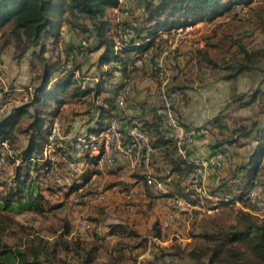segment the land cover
<instances>
[{
    "label": "trees",
    "instance_id": "trees-1",
    "mask_svg": "<svg viewBox=\"0 0 264 264\" xmlns=\"http://www.w3.org/2000/svg\"><path fill=\"white\" fill-rule=\"evenodd\" d=\"M253 1L135 0L136 3L131 7H123L121 0H0V60L4 50L13 45L15 60H21L32 50L42 65L40 82L22 85L28 91L32 87L29 100L13 106L0 119V210L31 206L42 211L41 202L45 196L39 178L51 172L55 162L51 158L36 160L43 157L46 146L50 144L54 120L61 117L73 103L80 101L88 108L98 110L100 119L95 129L89 131L102 130L108 124L105 119L114 116L117 96L127 85L115 83L112 77L116 72H121L128 78L131 70L143 69L136 65L133 54L136 57L158 44L161 41V38L156 40L159 32L189 22L213 21L239 4L250 5V15L244 21L252 23L255 17L259 23L258 28L264 31V4L253 6ZM112 8L119 9L118 20L115 13L111 12ZM137 10L142 14L137 15ZM234 18L238 21L243 19L239 15ZM129 27L134 28V36H128L126 30ZM70 33L75 35L72 40L77 42L65 43V55L60 58L62 53L56 51V47L62 41L63 34ZM48 42L53 45L51 51L57 52L56 58L46 56ZM235 45L237 48L225 59V65L211 58L207 49L199 50L202 55L200 61L204 60L213 68L226 69L223 78L233 81L231 99L245 106L254 102L260 91L254 93L251 101H245L244 94L237 93L235 80L252 68L264 71L260 67L264 65V47L249 49L241 37L233 39L229 50ZM99 50L100 57L95 65L96 80L88 81L90 72L84 69L81 58ZM153 61L156 63V58ZM105 64L108 65L106 68ZM185 87L186 83L177 85V88ZM218 121L216 118L211 122ZM143 126L150 133L153 126L159 125L153 121ZM21 135L27 136L23 147L18 144ZM240 136L250 137L254 142L247 159L232 173L223 176L215 189L207 188L208 193L227 192L237 199L243 198L255 181L264 184V121L256 120L252 125L239 128L236 137L228 138L227 142L233 143ZM3 142H7L9 147H3ZM152 143L155 147L170 146L165 152L173 166L172 170L177 174L179 188L183 178L193 169V163L182 158L169 139L158 137ZM85 156L89 163L97 161L95 157ZM6 165L14 166L9 177L3 176ZM239 171L245 173L244 179L236 186L229 184V181L235 180ZM72 188H76V184ZM184 188H179L176 195H184ZM225 207L222 211L224 215L219 213V219H206V214L198 211L191 215V220H188L190 216L183 218V221L192 224L191 237H199L209 243L190 251L189 256L194 259L192 264H264V219L229 203ZM155 227V236L160 237L159 222ZM118 233L137 235L134 230H128L123 225L112 224L110 234ZM142 245L140 242L131 246L127 244L126 247L135 249ZM240 245H246L247 249L242 251ZM98 248L94 246L88 251L87 264L94 261V251H98ZM41 252L38 246L32 247L29 252L7 249L0 231V264H51L40 257ZM163 254L167 253H153V258L143 261V264H162Z\"/></svg>",
    "mask_w": 264,
    "mask_h": 264
},
{
    "label": "rangeland",
    "instance_id": "rangeland-1",
    "mask_svg": "<svg viewBox=\"0 0 264 264\" xmlns=\"http://www.w3.org/2000/svg\"><path fill=\"white\" fill-rule=\"evenodd\" d=\"M129 1L125 5H128ZM128 7H131V5H128ZM248 8L250 9V5L239 4L226 14H223L222 19L228 18L225 23L236 21L235 27L237 26L239 30L242 27L241 25L246 23L244 20L247 15L243 11L248 10ZM141 14L142 12L137 10V15ZM236 15H239L240 19L245 18L238 22V19L234 18ZM203 22H195L196 24L193 23L192 29L180 33L171 31L173 28L159 32L156 40L161 38V41L150 49L145 50L149 57L147 61H144L145 66L142 68L147 69L152 65L155 68L158 61L166 62L172 57L180 61L182 56L187 55L191 48L197 49V47L206 46L207 43L209 45L211 39L212 42H216L222 37L228 39V36L231 35L230 30H225L220 26L217 27V21L211 23L209 21L206 24H203ZM256 23H258L257 18L254 17L253 23H248L253 26H247V33L240 31L244 34H248V32L251 34L257 33L259 36L264 37V31L254 27ZM221 29L224 31L221 32L220 37H213ZM72 34H63L62 41L56 47V51L62 53L60 58H64L63 49L65 43H70L71 38H75V35ZM253 39L256 38L254 37ZM78 40L80 41V39ZM50 42H48L49 50L46 52V56L55 57L57 52L51 51L53 45ZM200 44L203 46H200ZM228 47V42L222 44V47L213 54L214 57L219 58L224 54L226 57H230L232 51L227 52ZM100 52L101 50L81 58L84 69L88 73L95 74V65L98 64ZM159 53L161 54L158 56ZM13 55L14 46L11 45L4 50L0 60V104L7 98H10L11 101L12 97L15 99V97L18 98L23 95L26 90L22 87L24 82L32 85L40 82L39 75L42 73V65L32 50L19 61L15 60ZM153 58H156V63L152 61ZM137 62L140 63L141 61L138 60ZM221 62L222 65H225L227 60ZM107 66L105 64L104 67L106 68ZM143 69L134 73L132 77L135 81L144 79ZM95 77L94 75L91 80L95 81ZM18 83L19 85H17ZM158 84L161 86L162 83L159 81ZM12 88L16 89L13 91ZM2 96H5V98H1ZM25 98L27 96H24L19 104L28 101L30 97ZM11 103V105H15L16 102L11 101ZM84 104L80 101L75 102L68 109L69 111H66V114L60 117L61 127L59 131L61 135L70 127H72L71 133H76L77 135L81 128L85 126L86 118L84 115L71 114L72 111L78 110L81 112L82 109H85L86 105ZM61 141L60 137L56 139L58 145ZM25 142L23 137L19 141L22 145ZM51 157H55L58 160L61 159L55 153H52ZM99 167L102 172L92 176L90 183L86 184L85 187L83 186L82 192L75 191L66 198L61 192L52 191L46 186L48 184L57 188L63 186L65 180L60 176L61 170L54 166L51 170L53 173L46 177V180H43L45 198L41 202L42 211H38L31 206L16 210H0V231L3 242L7 244V249H21L29 252L32 247L38 246L42 251L40 257L47 259L48 263L51 264H87L88 251L94 246L99 248L98 251H94L95 259L90 264H143L144 257L152 259L153 253L161 254L162 252L167 253L163 254L162 264L194 263V259L189 256L190 251L197 247H205L209 243L202 238L191 237L190 232L193 229L190 221H188V224L187 221L174 223L168 233H162L160 237L155 236L157 228L154 224L156 220L159 221L160 215L158 205H153L152 200L143 201V198L138 194L132 198L130 189L122 185L124 181L130 178H125L123 175H113L114 173H110L109 169L103 165ZM68 169H71L70 172L74 173V175L78 174L79 177L87 169V165L83 161L79 163L69 160L66 166V170ZM66 170H62V172ZM131 181H133L132 176ZM112 183H121V185L115 186L116 190L111 191L110 184ZM98 192L100 197L97 196ZM75 198H78V201L74 203ZM133 199L135 200L132 201ZM61 204L63 206H60ZM240 209L251 211L264 219V212L256 210L249 204L240 206ZM219 215V213L206 215L205 218L212 219L215 217L214 219H219ZM83 220H87L95 227V231L92 234L80 231L79 226ZM111 222L124 224L129 229L134 230L137 235L135 237L127 234H120L117 237L107 236L106 233ZM140 242L143 243L141 247L130 248L131 245L139 244ZM127 244L130 246L126 247ZM240 246L242 251L247 249L246 245ZM121 254L122 257L119 258Z\"/></svg>",
    "mask_w": 264,
    "mask_h": 264
},
{
    "label": "crops",
    "instance_id": "crops-1",
    "mask_svg": "<svg viewBox=\"0 0 264 264\" xmlns=\"http://www.w3.org/2000/svg\"><path fill=\"white\" fill-rule=\"evenodd\" d=\"M133 3H136L135 0H132L131 2H128V5H133ZM253 6H259L261 4H264V0H254L252 2ZM123 7L128 6L125 5V3L122 4ZM116 10H119L117 8L111 9V12L116 13ZM120 13V12H119ZM223 17H219L211 22H216V26H220L221 28L225 30H230V36H228V39H225V37L220 38L216 42L206 44V46L200 44V46L203 47H197V49H190L187 55H183L182 59L179 62L180 66V73L177 76H174L170 79H163L158 76V74L155 72L154 67H148L144 70V79L141 81H135V79L132 77L136 71H139L141 69H134L131 70L128 73V78H126L124 75H122L121 72H116L115 75L112 77L113 81L115 83H125L127 84L125 89L122 90L116 99V110L113 113L114 115H118L124 119L127 120V122L131 121H139L142 124H145L146 122L150 123L153 121L158 122V127L153 126L150 129V136L152 139V142L158 137H162L165 139H169L174 143V146L176 147L177 153L182 157L186 158L188 161L192 162V160L195 157L200 158H206L210 154L214 152H222L226 160L223 162L222 166L215 169V168H208L205 171L204 175V185L206 189L209 190L215 189L223 176H226L230 173H232L233 170L237 168V166L245 161L247 159V156L249 155L251 151L252 145H254V142L250 137L240 136L237 141L233 143H228L227 139L230 137H236V132L239 130V128L243 126H249L252 125L256 120L259 122L264 121V71L257 68H252L249 71H244L241 75H239L236 80V88L237 93L244 94V100L245 101H251L253 99V95L256 91H260L256 97V100L252 102L249 105L241 106L239 101H233L231 99L232 95V86L233 81L224 79L223 76L226 75L227 71L223 67L219 68H213L212 66L206 64L204 60L200 61V55L199 50L200 49H207L209 51V56L219 63H222L221 61H224L228 57L225 56V54L222 57L215 58L214 53L222 47V44H226L228 42V46L232 43L233 39L237 37H241L243 42H245L246 46L249 49L264 47V37L259 36L257 33H249L244 34L240 30L247 33V26H253L252 24L243 23L239 28L237 29V26L235 27L236 21H229V23H225L228 19H222ZM221 20V21H219ZM228 22V21H227ZM239 22V21H238ZM208 22H203V24H206ZM253 23V22H252ZM248 24V25H245ZM259 23H256L254 26L255 28H258ZM221 29L218 33H215L213 37H220L221 32L224 30ZM246 35V36H245ZM212 37V38H213ZM256 39H253V38ZM71 42H77L76 40H71ZM199 48V49H198ZM234 48H237V46H233L231 48V51L234 50ZM198 50V52H197ZM230 50L228 49L227 52ZM230 54V53H229ZM227 54V55H229ZM134 55V54H133ZM133 57V59L136 62V65L138 67H144V65H139L136 61V57ZM220 56V55H219ZM185 58V59H184ZM153 61V59H152ZM154 62V61H153ZM147 63V62H146ZM261 68H264V65L260 66ZM90 76L87 77L88 81H92L91 78H94V75L89 73ZM96 78V77H95ZM96 80V79H95ZM159 81L161 86H159ZM179 83H186L187 87L185 88H177V85ZM28 85V83H23V85ZM30 84V83H29ZM19 85V83L17 84ZM11 87H13L11 85ZM16 88H12L14 91ZM25 89V88H24ZM1 91V90H0ZM123 91H126L125 96V104L120 105L119 99L121 97V93ZM173 95V110L174 113L179 120V123H174L168 117H162L157 113V109L159 106L163 105L165 102L167 96ZM16 96V95H15ZM24 96H27V98L32 96V87H30V90H25V93L23 95H20V97H12L11 101L16 102L15 105H18L20 102H22V98ZM128 97V99H127ZM1 98H5V96H2ZM25 98V99H27ZM10 98L6 99L3 103L0 104V107H3V110L0 108V119L7 113V111L12 108L15 105H11ZM98 103H101V101H98ZM5 104V105H4ZM75 104V103H73ZM86 105V104H84ZM71 107V106H70ZM69 107V108H70ZM68 108V109H69ZM66 111H69V110ZM89 109V110H88ZM65 111V112H66ZM63 113L65 115L66 113ZM72 115H84L86 124L84 127L81 128V131L83 130H89L97 126V123L100 119V112L95 109L92 110L90 108L85 107V109H82L80 111H72ZM62 115V116H63ZM60 117L56 118L53 122V127L56 122L59 123V130L61 127L60 124ZM83 118V116H82ZM218 118V122H211L212 120ZM110 118L105 119V123L107 124ZM105 124V125H106ZM53 127L52 132L50 135V138L52 137L53 140L50 142V154L47 156H44L36 161H40L43 158H51L55 162V167L58 170H61V175L63 179L65 180L62 187H54L49 185L47 188L51 189L55 192H61L63 196L68 198L73 194V192L78 191L79 193L82 192L79 190L80 188L84 189L86 184L90 183L92 176L100 174L102 171L99 166H105L109 169L110 173H114L113 175H122L121 174V167H127L129 169V175L125 178H130L127 181H124L122 185H125L127 188L130 189V196L136 197L138 194L141 196L143 201L152 200L153 205H158L160 208L159 210V221L156 220L155 224L159 222V226L161 227V234L168 233L174 223L182 222L186 216L185 215L176 221L172 222L167 231L163 232L162 230V224L165 222L166 217L169 215L172 209V200L173 197L178 193V189H182L187 185L188 182V174L183 178L182 182L179 185L177 184L176 179V172H174L173 166L171 162L167 159L166 156V150H169L170 146H160L155 147L156 151L153 154V161L149 165H135L132 162L131 158L123 157L121 158L115 165H109L107 163H101L96 161L95 163H89L86 161V156L82 154H78L74 151L71 143V138L76 135V133H71L72 127L66 130V132L61 135V132L59 131V134L54 135L53 134ZM188 127H195L198 130L195 142L191 146V149L188 152V155L186 157L182 156L179 151L176 144V138L175 135H177L180 130ZM53 134V135H52ZM74 134V135H73ZM174 135V136H173ZM24 138L26 141L25 135H21V138ZM60 137L62 140L60 144L56 143V139ZM20 141V140H19ZM20 146H24L18 142ZM217 144V146H214ZM220 144V145H219ZM58 147H61L59 149ZM55 153L58 154L61 159L58 160L55 157H51V154ZM69 160H74L77 162L83 161L87 165V169H85L78 177V174L74 175V173H71L70 170H66V166L69 163ZM53 166V167H54ZM95 167V168H94ZM5 173L3 174L4 177H9L13 173L14 166L13 165H6L5 166ZM52 170V169H51ZM62 170H66L65 172H62ZM133 170H135L133 172ZM264 172V170H263ZM53 171L49 172L47 175L43 176V178H39V184L43 188V180H46V177H49ZM132 173V175H131ZM148 175H154L158 178L162 179H169L167 186L165 189H159L153 185H150L147 183V177ZM131 176L133 181H131ZM245 173L243 171H239L237 174V177L233 181H229V184H233L236 186V184L240 183L242 179H244ZM264 176V175H263ZM76 184L80 188L76 190V188H72V185ZM121 185L112 183L110 184L111 191L116 190L115 186ZM75 189V190H74ZM179 189V190H180ZM44 190V188H43ZM221 193L226 192H217V193H209L207 197H205L204 204L209 206L212 204L213 201H215ZM44 194V193H43ZM135 195V196H134ZM130 198V197H128ZM77 198L74 199V203L78 200ZM241 202V206L249 204V202L246 201L245 197L243 198H237ZM133 199L132 201H134ZM228 204V203H227ZM235 205V204H231ZM250 205V204H249ZM60 206H63L61 204ZM226 203H224L221 206L220 213L222 210L226 209ZM235 207H238L235 205ZM264 212V210H263ZM206 215H212L207 214ZM186 219V218H185ZM188 220H191V216ZM82 222V221H81ZM124 223V222H122ZM112 224H120L119 222H111L109 224V229L106 233L107 236L110 237H117L120 235L118 234H110V226ZM154 224V226H155ZM188 224V221H187ZM126 227V229L130 230L126 225L120 224ZM90 229H83L81 227V224L79 226L80 231L87 234H92L95 231V227L91 224ZM131 236V235H128ZM135 237V236H133ZM142 254V253H140ZM144 261L148 260L146 257L143 259ZM178 264V263H175Z\"/></svg>",
    "mask_w": 264,
    "mask_h": 264
},
{
    "label": "built area",
    "instance_id": "built-area-1",
    "mask_svg": "<svg viewBox=\"0 0 264 264\" xmlns=\"http://www.w3.org/2000/svg\"><path fill=\"white\" fill-rule=\"evenodd\" d=\"M127 1L128 0H121L122 3H126ZM243 12L249 17V8ZM115 15L118 20L120 17L119 10H116ZM193 23L194 22H189L186 25L170 30L178 33L188 31L193 28ZM126 31L129 37L135 35L134 28L129 27ZM129 37H127L126 40H128ZM136 43H140V41H137ZM136 57H138L136 58V61L140 60L141 62L138 64L142 66L145 64L144 61L148 60L149 54L143 52L137 54ZM155 68L158 76L165 80L179 75L181 71L179 62L175 57L170 58L166 62L158 61ZM124 96L125 93L122 92L119 99L120 105L125 104ZM1 110H3V107H1ZM157 113L162 117H168V119L176 124L179 123L173 110V95L167 96L163 105L158 107ZM59 126V123L56 122L53 127L54 135L59 134ZM197 133L198 130L195 127H182L180 132L175 135L178 151L182 156L186 157L188 155L191 146L195 142ZM52 140L53 138L51 137L50 142ZM71 141L72 147L76 153L95 157L98 162L107 163L109 165H115L123 157L131 158L133 164L137 166L149 165L152 163L153 154L156 151L155 146L151 142L149 131L141 122H127L126 119L118 115L112 116L109 119L108 124L102 130L80 131L77 135L71 138ZM50 144L46 146L44 156L50 154ZM2 146L9 147L7 142H3ZM225 160L226 157L222 152H214L206 158L195 157L192 160L193 169L188 174V182L184 188L185 194L175 195L173 197L171 212L162 224L163 232L167 231L172 222L187 214L191 216L195 211L207 214L219 212L224 203L235 204L239 207L241 206V202L234 198L231 193L227 192L221 193L211 205L207 206L204 204L203 199L209 195L203 184L205 171L208 168L217 169L221 167ZM121 174L124 177H127L129 175V169L124 166L121 167ZM169 179L170 178L162 179L154 175H148L147 183L159 189H165ZM79 190L82 191V188ZM97 196L100 197L99 192L97 193ZM244 197L256 210H264V184L255 181ZM76 200H78V198ZM81 227L83 229H90L92 226L87 220H83L81 222Z\"/></svg>",
    "mask_w": 264,
    "mask_h": 264
}]
</instances>
